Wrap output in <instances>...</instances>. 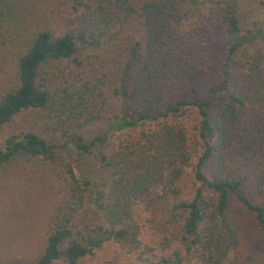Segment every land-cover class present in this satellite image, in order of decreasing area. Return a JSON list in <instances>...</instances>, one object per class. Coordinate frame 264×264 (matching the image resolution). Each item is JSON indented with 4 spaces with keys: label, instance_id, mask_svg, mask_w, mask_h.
<instances>
[{
    "label": "trees",
    "instance_id": "16d2710c",
    "mask_svg": "<svg viewBox=\"0 0 264 264\" xmlns=\"http://www.w3.org/2000/svg\"><path fill=\"white\" fill-rule=\"evenodd\" d=\"M37 1L0 0V28ZM70 1L63 31H30L0 92V132L15 128L0 170L40 158L65 184L41 252L0 264H87L108 243L135 257L109 264H240L239 209L264 238V0L250 17L240 0ZM210 24L219 79L184 96L212 64Z\"/></svg>",
    "mask_w": 264,
    "mask_h": 264
},
{
    "label": "rangeland",
    "instance_id": "374dc122",
    "mask_svg": "<svg viewBox=\"0 0 264 264\" xmlns=\"http://www.w3.org/2000/svg\"><path fill=\"white\" fill-rule=\"evenodd\" d=\"M244 13L250 17L261 7V0H240ZM32 5V4H30ZM37 11L16 18L10 27L0 28V92L11 88L16 83L15 69L19 54L25 48L30 31L40 25H46L54 32L64 29V19L71 11L70 0H38ZM211 25V24H210ZM210 34V57L212 64L191 77L184 86V96L207 97L208 89L219 79L221 65L225 55L224 38L214 25ZM16 35V37H14ZM117 70H114L116 75ZM196 90V92H194ZM118 99L114 111L122 110ZM128 112L134 106L127 105ZM15 131L12 126L0 132V142L7 134ZM17 166L12 165L0 170V255L4 258L32 259L44 247L56 204L62 199L65 184L54 169L42 159H19ZM194 180L189 177V187ZM264 201V199H263ZM235 223L239 229L240 245L234 252L240 264H256L261 251H264V238L254 215L239 209ZM143 217L148 220V213ZM145 242L157 244L161 235L149 222L143 231ZM115 257L121 262L133 261L135 257L127 255L112 243L106 244L87 264H109ZM251 257L250 260L247 258Z\"/></svg>",
    "mask_w": 264,
    "mask_h": 264
}]
</instances>
